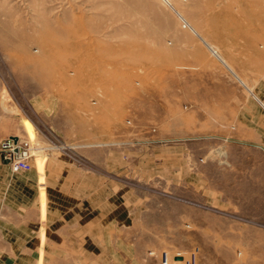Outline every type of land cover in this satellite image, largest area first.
Segmentation results:
<instances>
[{
    "label": "rangeland",
    "instance_id": "obj_1",
    "mask_svg": "<svg viewBox=\"0 0 264 264\" xmlns=\"http://www.w3.org/2000/svg\"><path fill=\"white\" fill-rule=\"evenodd\" d=\"M1 43L45 171L131 162L119 264H264V0H0Z\"/></svg>",
    "mask_w": 264,
    "mask_h": 264
},
{
    "label": "crops",
    "instance_id": "obj_2",
    "mask_svg": "<svg viewBox=\"0 0 264 264\" xmlns=\"http://www.w3.org/2000/svg\"><path fill=\"white\" fill-rule=\"evenodd\" d=\"M0 52V64H9V47L1 43ZM21 122L0 103V141L20 136ZM84 156L96 170L52 157L45 171V156L39 154L37 170L13 172L0 159V264L122 262L113 243L122 241L121 224L133 218L138 200L117 177L128 174L131 162L102 149ZM132 259L137 264L132 256L129 264Z\"/></svg>",
    "mask_w": 264,
    "mask_h": 264
},
{
    "label": "built area",
    "instance_id": "obj_3",
    "mask_svg": "<svg viewBox=\"0 0 264 264\" xmlns=\"http://www.w3.org/2000/svg\"><path fill=\"white\" fill-rule=\"evenodd\" d=\"M182 27L189 29V24L185 19H180ZM264 85V81H263ZM131 123V120H128ZM160 139H149L147 142H158ZM68 150L71 147H60ZM43 150L37 142L30 138L21 136L7 137L0 141V159L7 164L13 172H21L31 170L36 160L37 152ZM80 161V159H78ZM162 264H169L168 255L163 258Z\"/></svg>",
    "mask_w": 264,
    "mask_h": 264
},
{
    "label": "bare ground",
    "instance_id": "obj_4",
    "mask_svg": "<svg viewBox=\"0 0 264 264\" xmlns=\"http://www.w3.org/2000/svg\"><path fill=\"white\" fill-rule=\"evenodd\" d=\"M43 150H44V149H43ZM43 150H42V151H43ZM42 151H40V152H37V155H36V157H37L39 154H41V152H42Z\"/></svg>",
    "mask_w": 264,
    "mask_h": 264
}]
</instances>
